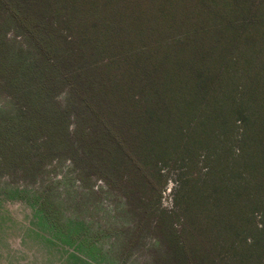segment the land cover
<instances>
[{"label":"trees","instance_id":"obj_1","mask_svg":"<svg viewBox=\"0 0 264 264\" xmlns=\"http://www.w3.org/2000/svg\"><path fill=\"white\" fill-rule=\"evenodd\" d=\"M2 4L46 67L36 57L23 65L21 48L6 56L0 36V91L9 100L0 107V177L27 185L52 160L67 159L102 179L134 212L121 229L124 251L152 232L142 264H264V223L253 216H264V64L256 49L264 0ZM61 89L64 99H54ZM236 119V156L217 154L218 135ZM199 150L214 155L200 180ZM184 157L191 175L180 207L162 209L169 169ZM156 163L166 164L163 175Z\"/></svg>","mask_w":264,"mask_h":264},{"label":"rangeland","instance_id":"obj_2","mask_svg":"<svg viewBox=\"0 0 264 264\" xmlns=\"http://www.w3.org/2000/svg\"><path fill=\"white\" fill-rule=\"evenodd\" d=\"M0 36L7 42L6 56L11 57L21 48L23 65L36 57L46 67L45 59L32 49L27 35L16 27L3 4L0 5ZM256 49L263 52L260 63L264 64L263 41ZM45 77L48 74L31 80L33 86ZM65 92L57 91L54 99L62 101ZM2 104H9V100L0 91V107ZM241 133L242 122L236 119L232 131L218 135L216 153L228 150L229 157L234 158ZM213 157L199 150V180L205 178L207 159L210 161ZM187 168L184 157L169 169L159 198L160 208L174 211L180 207L184 192L181 182H188L191 175ZM42 169L39 180L27 185L19 179L0 177V264H142L146 249L154 243L153 235L151 231L141 233L130 253L124 251L127 237L121 229L133 224L134 212L122 199L121 192L97 176L83 175L67 159L52 160ZM154 169L163 175L167 166L156 163ZM50 192L52 195L43 202V197ZM253 216L257 227H261L264 223L261 210L253 212ZM245 238L251 240L250 235ZM224 245L220 243L221 247Z\"/></svg>","mask_w":264,"mask_h":264}]
</instances>
